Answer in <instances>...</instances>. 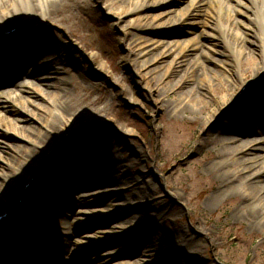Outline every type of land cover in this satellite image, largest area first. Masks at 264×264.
I'll use <instances>...</instances> for the list:
<instances>
[{"label":"rangeland","instance_id":"rangeland-1","mask_svg":"<svg viewBox=\"0 0 264 264\" xmlns=\"http://www.w3.org/2000/svg\"><path fill=\"white\" fill-rule=\"evenodd\" d=\"M119 1L121 0L110 4L111 0H86L89 12L81 5L69 3L57 8L56 21L52 23L27 19L21 24L23 28L20 33H32L35 39L42 41L35 40L34 43H43L48 56L56 45L54 39L57 43L60 41L68 46L58 49L64 59L57 65L63 71L55 76L56 89L49 88L47 91L50 95L46 96L45 82L40 83L38 79L48 74L35 76L34 81L39 86L32 90L43 99L35 98V108L25 107L24 99L21 98L10 100L6 103L10 111L0 118V200L1 196L20 184L25 183L27 191L23 198L17 199L15 195L11 198L15 203L14 209L9 218H4L10 227L11 237L2 245L5 252L0 250V264H21L25 258L32 259L33 262L40 261L37 253L28 252L34 246L43 250L47 261L52 264H100V257L109 258L105 264H132L134 261L138 263L146 251L153 255L147 264H177L178 260L168 261L167 258L156 255L155 250H158L162 241L152 239L154 234H149L156 226L157 230L184 227L192 231L196 223L200 230L207 233L208 242L199 244L180 257L179 264H194L196 257L205 262L208 260L205 264H264V239L258 232L259 229L256 232L249 231L247 222L230 217L235 201L244 198L242 187L227 189L224 197L217 199L212 208L206 205V199L215 191L218 178L231 174L236 167L214 173L219 167L213 166L219 146L211 142H198V138L205 137L206 132L203 133L199 128V121L195 120L200 116L205 117V114L211 113L212 108L217 106L212 97L223 96L230 91L237 92L238 86L227 80V77L230 78L241 69L245 71L242 73L244 77L252 79L256 69L261 67L259 64L264 48L260 47V42L264 35V25L250 20L246 23V19L240 14L237 17L238 24L228 23L227 18L232 10L222 5L216 7L215 0H204L205 4L197 8L191 6L194 0H169L165 3L156 0L158 8H147L136 16L135 22L125 32L126 36L122 37L118 27L114 25L115 18L105 14L100 8L104 4L114 15L120 16ZM239 9L251 14L245 7L240 6ZM181 15L189 16L178 27L163 26L161 22L153 24L151 21L152 17L160 16L165 18L166 21L163 22L170 23L172 20L177 21ZM121 19V25L127 26L130 18ZM62 28L66 31L70 29L73 37ZM247 28L251 29V33L247 32ZM19 35H14L13 41L24 38L23 34ZM136 36L150 44V49L153 50L142 57L133 48L132 59L128 61L131 66L128 67L123 60L127 50L122 44L132 43L133 47ZM149 38L152 39L147 40ZM2 39L0 44L8 43L5 41L7 39ZM190 39H194L197 49L188 48L184 55H180L181 45H192L186 43ZM166 48L171 50L169 56L160 54ZM154 55H157L158 62L150 65L148 70L156 68V71H150L148 77L155 83L158 91L163 89L160 100L167 103L164 106L166 113L154 109L140 76L134 70L135 65L146 62ZM69 56L78 58L77 65L70 61ZM175 56L177 58L174 64L169 67ZM12 57L16 55L9 56V59ZM196 58L199 62L191 76L206 73L208 86L201 79L191 76L180 80L193 66V63H188ZM35 63V60L31 62L33 65ZM167 68H170L167 77L159 81L158 76L160 78ZM216 75L219 76L215 77ZM49 81L48 83L53 82ZM251 82L242 99L226 106L207 132L215 131L213 127L217 128L216 131L224 130L223 132L236 127L246 132L259 129L262 133L255 136L264 140V98L255 107L246 104L261 87L258 79H252ZM198 83L204 85V96L211 101L210 106H206V111L202 113L198 111L205 101H197L193 105L188 99H176L181 91L180 87L186 90L190 85ZM121 88L125 89L124 93L118 92ZM86 94L90 100L104 97L103 104L110 107L101 114V119L91 122L85 120L83 123L76 120L79 123L78 132L67 135L63 126L64 118L69 119L84 108L85 112H97L103 106L88 105V99L82 102ZM131 98L141 100L142 104L133 102ZM154 99L157 101L155 106L158 107L160 100L156 97ZM59 103L69 104L66 106L68 112L60 115L54 108ZM183 107L186 108L185 111ZM175 121V126H171ZM177 126L181 132H187V137L184 145H178L174 150L173 137H177ZM129 130H134L135 133L128 134ZM64 135L66 136L59 139L56 148L49 152L51 142ZM100 141L123 143L118 155L119 162L102 174L109 183L105 189L111 191L109 200L102 206L89 205L85 199L89 197L86 196L89 188H86L87 185L85 187L86 182L97 179L94 177L100 175L93 174L90 179H85L80 174L83 168L72 164L84 150L85 153L92 151L90 143ZM128 145L137 147L141 151V157L133 155L126 147ZM233 159V156L226 157L222 162L229 164ZM138 170L144 173L141 183H128L130 179L127 174H135ZM26 173L31 176L28 178ZM109 174L112 176L108 177ZM259 178L264 180V170ZM148 183L155 185L159 191L156 197L163 202L162 207L166 208L157 223L143 224L145 218L138 215L141 210H131L129 205L132 195L137 194L140 188L144 189ZM168 191L177 192L183 206H170ZM148 201H152V197ZM80 211L88 214H79ZM85 218H96L99 225H85V221H80ZM105 225L113 237L99 239L100 235L95 236L89 244L81 243V247H84L76 250L77 257L70 258L68 252L77 249L75 241H79L85 233L93 235ZM136 227L135 232L130 234ZM118 231L120 235L114 236ZM44 236L51 243H58V248L65 252L47 248L42 241ZM166 243L163 246L174 250L180 242L176 239L167 240ZM5 256L17 259L10 260Z\"/></svg>","mask_w":264,"mask_h":264},{"label":"bare ground","instance_id":"bare-ground-1","mask_svg":"<svg viewBox=\"0 0 264 264\" xmlns=\"http://www.w3.org/2000/svg\"><path fill=\"white\" fill-rule=\"evenodd\" d=\"M102 1V0H100ZM116 0H111L110 4H113ZM145 1L147 0H121L119 1V4L121 5V14L120 16L114 15L113 11L109 8L104 6L100 7L102 11H104L105 14L109 15L114 21V25L117 26L118 32L121 33V36H126L125 32L126 30L135 22V17L139 16L140 13L144 12L147 8H158V2L153 0H148V3ZM164 1V2H163ZM169 0H161L159 2L165 3ZM217 5L219 6H225L227 9L232 10L234 13L232 15V12L230 15H228L227 22H233L238 24V15L240 14L242 17L246 19V23L248 21H255V23H259L260 25H264V0H215ZM69 3H76L77 5H81L82 8L84 7L86 11L89 12V5L86 4V0H0V40L8 41V43H1L0 44V118L3 117L4 114L10 111L9 105L6 104L10 100H18V99H24V106L25 107H36L35 98L41 97L39 94L35 93L32 88L38 87L39 83L35 82L34 79L35 76H45L41 79H38L40 83L45 84V90L47 92L46 96H49L50 93L47 91L49 88L56 89L57 82L55 80V76L58 75L59 71H63V68L57 67L59 63H61V60L64 59V56L61 55V51L63 46L67 48L68 45H65L63 42H56L55 46L50 54V56L47 55V50L43 47V43H40L37 45L34 43V41H40L35 39L33 34L31 33H25L22 31L20 33V29L22 30L23 26H21L22 22H24L27 19H32V21H41L45 23H52L53 21H56L55 18L57 16L56 10L58 7L66 6V4ZM161 4V3H160ZM205 4L204 0H199L192 3L191 6L194 8H197V6H203ZM245 7L247 10L251 11V14L249 15L247 12L243 11L242 9H239V7ZM169 14V11L167 12ZM243 14H245L243 16ZM167 15V14H166ZM189 15H181V17L175 21L172 20L170 23L163 22L166 21L165 18L157 16L152 17L153 24L156 23H163V26H169L172 27H178V25H182L187 21V17ZM205 16L207 17V13H205ZM121 17H129L130 21L127 23V26L123 27L121 25ZM120 25V26H119ZM229 25V24H228ZM227 25V26H228ZM159 28V26H154ZM14 30L11 32V30ZM63 29V28H62ZM147 29V28H146ZM247 32L251 33V29L247 28ZM64 30V29H63ZM66 30H64L65 32ZM117 31V30H116ZM68 34L73 37L72 32L70 29H68ZM17 34H23L24 38H19L17 41L14 40V35ZM264 34V33H263ZM19 35V36H20ZM124 39V38H123ZM152 38H149L147 40H151ZM69 40V39H68ZM191 41H188L186 43H191V46L187 45H181L179 48L180 55H184L186 51H188V48L192 50L197 49V44L194 43V39H190ZM1 42V41H0ZM42 42V41H40ZM193 42V43H192ZM123 43V41H122ZM204 45V43H202ZM261 48H264V35L261 38ZM123 47L127 50V55L123 58L124 62L127 64V66H131L128 64V61L132 59V49L135 48L140 56H146L148 53L151 52L150 49L151 45L147 44V42L141 37L136 36L134 41V46L132 47V43H123ZM168 46V45H167ZM207 47H211L210 45H205ZM259 47V48H260ZM59 49V50H58ZM155 49V48H154ZM241 49V48H240ZM170 48L164 49V52H161L160 54L164 55L167 54L170 55ZM204 54V52L202 53ZM16 55V57H12L9 59V56ZM157 55H154L151 59L147 60L146 62L141 63L140 65H135V69L137 72V75L140 76L143 84H144V90L145 93L150 101L154 104V109L158 111L159 109L162 111V113H166L165 107L167 103L162 102L160 100L161 96L163 95V89L158 91L155 87V83L152 81V79H149V73L150 71L153 72L156 71V68L151 69L150 71L149 66L152 64H156L158 61L156 60ZM264 53L261 58L260 62V68L256 69V72H254L252 79H258L261 87L260 89H257L258 92H254V97L246 102L248 106H253L260 102L259 100L264 98V74H261L264 72ZM70 61L77 65V60L75 56H69ZM177 58V56L173 57L172 61L169 63V67H171L174 64V60ZM35 60V65L31 64ZM37 60V61H36ZM199 62V59L196 58L193 60V62L188 63L189 65L193 63V66L189 68V70L184 73L180 80L186 79L189 76H191L196 63ZM29 64H31L30 67ZM27 68V70H26ZM31 69V71H29ZM170 68L165 69V71L162 72L161 77L158 79L159 81H163L167 75L168 70ZM26 70V71H25ZM245 71H241V69H238L237 72L231 76L230 78L227 77V80H230L234 83V85L238 86L237 92L230 91L225 93L223 96L218 97H212V100L217 103L216 107H213L211 110V113L205 114V117L201 116L196 121H199V128L203 130V133L206 132L205 137H199L198 142L200 143H207L211 142L213 144H216L219 146V149L216 150L215 153V159L216 162L213 165L219 166L218 169L214 170L215 174H218V172L222 170H226L228 168L236 167L235 170L229 175L221 176L218 178V184L215 187V191L213 194H211L206 199V205L208 207L213 206L214 202L217 199H220L224 197L225 191L227 189H230L231 187L240 186L242 187L244 191V198L243 199H237L235 201V205L233 207V211L230 213V217L235 220H243L247 222L248 230L252 232H256L258 229V232L260 233L262 239H264V180H261L259 177H261V172L264 170V140L257 139L256 136L261 134L262 132L259 129H252L249 132L244 131L243 129L236 127V129L232 130H219L216 131L217 128H215V131H206L208 128L213 126L215 123V120L219 113L228 105L238 102L240 99H242L244 91H246L250 84L252 83L251 80L247 76L244 77L242 74ZM214 72L212 71V74ZM243 75V76H242ZM20 76V77H18ZM51 76L53 78H51ZM219 75H216L215 77H218ZM191 77L199 78L203 82L209 85V80L206 73H198L194 74ZM49 80L53 81L52 83ZM116 80V79H115ZM116 82H119L116 80ZM157 82V81H156ZM201 83V82H200ZM200 83L195 85H190L186 90H182L180 87V92L176 96L177 100H190L192 101L193 105H196V102H200L201 100L205 101L204 105L199 109L198 112L202 113L203 111H206V106H210L211 101L206 99L204 96V93L206 90L204 89V85H201ZM206 86V85H205ZM24 88V94H18L21 89ZM208 90V89H207ZM118 92L124 93L125 89L121 88ZM160 100L158 103V107L155 106L157 104V101L154 99ZM4 98L7 100L5 101ZM89 100L88 105H94L99 106L100 104H103L104 97L102 98H96L95 100H90L89 95L86 94V96H83L82 102H85V100ZM133 102H136L137 104H142L141 100H137L135 98H131ZM144 102V101H143ZM5 103V104H4ZM244 104L246 107L247 105ZM69 105L67 103L62 104L59 103L58 106H54L55 110L58 111L60 115H63L64 112H68L66 110V106ZM160 105V107H159ZM110 105L103 104V106H100L96 111H86L85 108L74 114L69 119L64 118L63 126L66 128V134L70 135L72 133L78 132L79 123H77L76 120H80V122H91L95 121L96 119H101L102 115L104 114L108 109ZM169 108V106L167 105ZM186 108L183 107V111H185ZM176 121L172 122L170 125L175 126ZM156 131V129H155ZM175 131L177 132V137H173L175 139V145L174 150L178 148L179 146H183L184 142L187 137V132H181L180 128L177 126L175 128ZM135 133L134 130H129L127 133ZM173 133V132H172ZM171 133V135H172ZM256 135V136H255ZM64 136H60L58 138H55L51 142V146L48 148L49 152H52L56 145L59 144V139L62 140ZM58 141V142H57ZM90 146L92 147V151H87L85 153V150L81 155L77 157V159H74L72 164L80 165L83 169L80 170V174L83 178H89L92 177L91 175L96 174L100 175V177H94L97 179H92L86 182L85 187L87 189V193L85 199L88 200L87 203L89 205L93 204H101L104 205L105 202H107V199L111 196V191H107L106 185L109 184L108 181H106L105 177L102 175L104 172H106L112 165H115L119 162V152L121 148L123 147V143L120 142H113V141H100V143L92 142L90 143ZM94 146V147H93ZM97 146V147H96ZM103 146V147H102ZM121 147V148H120ZM129 148L130 151H132L133 155H138L141 157V151L137 147H133L131 145L126 146ZM98 148V149H97ZM125 149V147L123 148ZM47 156V155H44ZM44 156L41 157V161L44 159ZM233 156V160L231 163L227 164L222 162L224 158ZM142 162L146 163L145 160H142ZM187 166V165H186ZM26 172V171H25ZM28 174V178L31 176L30 173ZM143 171L138 170L135 174H127L128 178L130 179V182L128 183H141V180H143ZM109 176H112V174H109ZM90 179V178H89ZM104 181V182H102ZM16 182V181H15ZM17 183V182H16ZM127 183V184H128ZM17 185V184H16ZM25 183L20 184L19 186L15 187L13 190H9L6 192L3 196H1L0 200V215L4 212L9 211V215L11 210L14 209V201H11V198L15 195L16 198L20 199L23 198L27 191L24 188ZM158 190L155 187L154 184H146L144 189L139 190V192L136 194L134 193L132 195V202L129 206H131V210H141V214H138L139 217H144L143 224H148L149 222H155L157 223L165 213V208L163 206V202L156 197V194H158ZM168 196L170 197L169 205H180L182 204L181 196L175 192V191H168ZM152 197V201H148L149 198ZM117 198L118 194H117ZM109 200V199H108ZM144 201V202H142ZM147 210V212L145 211ZM164 210V211H163ZM130 211V210H129ZM80 213L88 214L86 211H80ZM85 216V215H84ZM138 219V216L137 218ZM80 221H85V225L90 224H96L99 225V220L96 218L94 219H81ZM176 221V220H173ZM156 225V224H155ZM157 227V226H156ZM156 227L152 228L149 235L154 234L153 238L154 240L162 241L160 242V247L156 251V255L162 256V258H167L168 261L170 260H178L177 264L180 263L179 259L180 257H183L186 255L190 250L198 247L199 244L207 243L208 235L206 232H203L199 229L198 223L194 225V230H188L184 227H176L175 230L171 229H162ZM116 228V227H114ZM117 231L116 229H114ZM135 229L130 231L129 233L135 232ZM16 233V232H15ZM122 233V232H121ZM10 234V227L7 225L6 221L0 222V242L4 240L8 235ZM100 235L99 239L102 238H109L113 237V234L110 233V229L106 228V225L104 227L98 228L94 234L92 233H85L82 235V237L79 239V241L74 242V246L77 248L75 251H70L68 254L70 255V258H75L78 255V252L76 250H79L83 247H81L82 244H89L92 241V238L95 236ZM120 235V231L114 233V236ZM11 237V236H9ZM150 238V237H149ZM148 238V239H149ZM180 242L178 246L174 250L171 248L165 247L167 240H176ZM50 239L47 236H44L43 244L50 248L51 250H54L55 252L63 251L64 249L58 248V243H51L49 241ZM165 245V246H163ZM3 247V246H0ZM5 252V251H3ZM29 254L32 252L37 253V258L40 260H36V262L32 259H24L21 264H52L50 261H47V256L43 252V250H38L37 246L32 247L28 249ZM162 254V255H161ZM109 256V255H108ZM153 255L146 251L144 254L141 255V258L139 259L138 263L132 262V264H147L149 263V259H151ZM8 257L10 260H13L14 256H5ZM4 257V258H5ZM13 258V259H12ZM19 258V257H18ZM17 259V258H16ZM21 259V258H20ZM100 260V264H105V262L109 259L107 257H100L98 258ZM208 261V260H207ZM206 261V262H207ZM203 260H200L198 257L195 258L194 264H205L206 263ZM168 263V262H167ZM131 264V263H129Z\"/></svg>","mask_w":264,"mask_h":264},{"label":"water","instance_id":"water-1","mask_svg":"<svg viewBox=\"0 0 264 264\" xmlns=\"http://www.w3.org/2000/svg\"><path fill=\"white\" fill-rule=\"evenodd\" d=\"M9 236H10V234H9L6 238H4V240H2V241L0 242V246L4 245V243L6 242V239H7Z\"/></svg>","mask_w":264,"mask_h":264}]
</instances>
